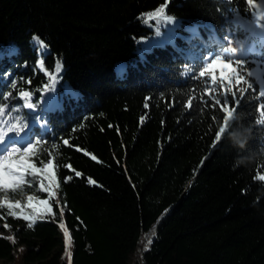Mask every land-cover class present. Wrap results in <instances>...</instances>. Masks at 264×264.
<instances>
[{
	"label": "trees",
	"instance_id": "1",
	"mask_svg": "<svg viewBox=\"0 0 264 264\" xmlns=\"http://www.w3.org/2000/svg\"><path fill=\"white\" fill-rule=\"evenodd\" d=\"M161 7L172 22L147 19ZM236 19H251L245 0H0L3 121L45 122L33 162L51 159L58 184L50 195L43 175L26 176L7 191L49 197L55 216L28 228L0 215L13 230L0 234V259L70 264L64 220L73 264H264V79L246 75L264 66V39ZM187 38L205 44L197 58ZM229 40L254 46L237 68L252 88L233 89L236 119L213 146L223 113L198 73ZM52 90L56 102L44 98ZM238 130L243 148L230 139Z\"/></svg>",
	"mask_w": 264,
	"mask_h": 264
},
{
	"label": "snow or ice",
	"instance_id": "2",
	"mask_svg": "<svg viewBox=\"0 0 264 264\" xmlns=\"http://www.w3.org/2000/svg\"><path fill=\"white\" fill-rule=\"evenodd\" d=\"M246 6L251 10V19L249 25L251 27L260 28V35L264 37V0H245ZM147 19H162L165 21L172 22L173 18L165 15L164 7L158 8L154 13L148 14ZM228 46L223 47L221 51L213 54L210 59L202 62L199 69V77L204 78L205 80V95L212 98L213 103L211 106L218 107L222 111L223 115L221 117L222 123H220L218 130L214 132V143L220 142L223 137H225L230 128L232 127V122L236 119V110L239 106V97L237 96V91L233 90L238 87L242 81L247 85L246 89H240L241 94L247 91V89L252 88V83L248 79L244 78V75L237 72V68L242 67L245 63L244 57L246 56V41L236 40L234 43L229 40ZM43 47V43L40 42ZM231 72H226L229 66L233 65ZM217 65H222V68H217ZM248 77L256 76L258 78L264 79V66H261L259 72L249 71L246 74ZM55 78L53 77V80ZM15 87V85H13ZM223 89V91H221ZM229 94L232 97V100H229ZM22 98L25 101L30 99V94L28 92L21 93ZM260 97H264V90L259 92ZM5 99L7 97L5 96ZM223 100V103H221ZM27 107H32L31 103H26ZM188 107H191V101H188ZM145 107H148L145 104ZM6 111V105L0 106V116H2ZM8 111H11L10 109ZM261 116L264 117V106H261ZM143 117L141 118V122ZM261 124H264V119L258 121ZM0 123L5 124V129H0V191L7 193L9 189L15 191L19 189L21 185L25 184L26 176L35 177L37 175H43L48 180L47 188L41 184L42 191H48L50 195L51 188L53 186H58L57 177L53 170V162L49 159L48 163L42 164L38 167L36 163L33 162L34 155L37 150V146L42 143L41 140L37 139L35 142L29 140L26 144H21L19 140L15 137L7 136V133L14 132L16 136H19L20 133L24 131L27 125L20 119H16L14 123H8L6 121H0ZM7 137V139H6ZM21 140L23 137L20 138ZM65 145L68 144V141H63ZM92 159H96L95 156ZM76 176H80V172L75 173ZM68 179H71L69 177ZM256 179L264 181V174L256 176ZM88 183L95 184L96 181L89 179ZM28 207L33 208L34 212H52V205L49 204L47 199L37 201L33 203V197L28 196ZM7 206L11 211L8 212V215H11L15 218H22L25 221H29L26 227L31 228L35 223L37 217L36 215H23L22 213L18 214L12 209L22 208V205L19 201L15 203L9 202L5 199L0 203V207ZM63 215V208H61V216ZM8 227L7 224L4 225ZM60 228L64 229V239L66 248L71 243V237L69 232L65 228L63 223H60ZM15 243L14 237H7ZM152 243L151 239L148 240V244ZM66 254L71 257V253L66 251Z\"/></svg>",
	"mask_w": 264,
	"mask_h": 264
},
{
	"label": "rangeland",
	"instance_id": "3",
	"mask_svg": "<svg viewBox=\"0 0 264 264\" xmlns=\"http://www.w3.org/2000/svg\"><path fill=\"white\" fill-rule=\"evenodd\" d=\"M236 21L238 22V24L241 27L246 28L247 30H250L252 33L261 36L260 35L261 29L260 28H255V27H251L249 25V21H245V20H241V19H236ZM187 39L189 40V39H192V38H187ZM262 39H264V37H262ZM192 40L193 41L190 42V46L191 47L187 50V56L189 58L194 59V58L198 57V51H196V48H198L197 46H199V44H201V45H205V44L203 42L200 43L199 41H196L194 39H192ZM42 43L44 45L43 47L41 46L40 42H36V44L38 45V47H37L38 51H39V53L41 55L45 54L47 52V49H48L47 46L44 44V42H42ZM253 48H254V46L252 44H249V45L247 44L245 51L247 52L248 50H252ZM41 58L43 59V57H41ZM42 59L40 60V66L42 68H44V62H43ZM216 67L219 69V68H222L223 66L222 65H217ZM58 69H59V66H57L54 70L49 71L50 72V76L52 77V79H53V77L55 78L53 81L56 84H58L59 80L61 79V77L58 74ZM260 70H261V68L259 69V71ZM226 72H229V68L226 70ZM44 98L52 99V100H54L56 102L57 101V93H56L55 90H52V91L46 93L44 95ZM29 100L31 101L30 103L32 105V107H29V108L35 110L36 109V105H35V102H34V96L32 94H30V99ZM5 114H6V111H5V113L2 116H0V121H3V117H4ZM36 127L46 128V124H45V122L37 121V122L32 123L31 126L28 129H26L25 131H23L22 133H20L19 136H12V135H9V134H7V136L15 137L17 140L20 141L21 144H26L29 140H32L34 138V136H35L34 134H35V131H36L35 128ZM4 128H5V124L4 123H0V129H4ZM21 137H23L22 140L20 139ZM6 139H7V137H6ZM46 181L48 182L47 179H46ZM51 192L53 193V195L56 193V188L54 186L51 188ZM28 196H32L33 197V203L34 204L37 201L44 200V199H47L49 201V204H51L50 198L49 197H47V198L41 197L39 192H33L31 194H24V195H19V196L12 197L8 193L2 192V191H0V203H2L5 199H7L11 203H15L16 201H19L20 204L22 205V208L12 209V210L16 211L18 214L22 213L23 215H36V217H54L55 216V211L53 209V206H52V212L51 213L39 212V211L34 212L33 208L28 207V199H27ZM9 211H11V210L8 209L7 206L0 207V215L1 216L7 215V216H10V217H13L11 215H8ZM13 218H15V217H13ZM16 219H20L22 221H25L22 218H16ZM26 222L29 223V221H26ZM62 223L65 225V228L67 229V231L69 232V235L71 237L70 230L67 227L65 221L63 220ZM5 224H7L8 227H5L4 226ZM12 232H13V230L9 226V224L6 221H3L0 218V234L11 235ZM63 233H64V229H62V235H63ZM67 250H68V252L71 253V257L69 258V256H68V261L70 262V264H73L72 260H73V255H74L75 249H74V244H73L72 239H71L70 245L67 246ZM14 255H16V252H14ZM9 263H10V261L0 259V264H9Z\"/></svg>",
	"mask_w": 264,
	"mask_h": 264
},
{
	"label": "clouds",
	"instance_id": "4",
	"mask_svg": "<svg viewBox=\"0 0 264 264\" xmlns=\"http://www.w3.org/2000/svg\"><path fill=\"white\" fill-rule=\"evenodd\" d=\"M233 144L239 148H243L246 144V135L244 131H236L230 134Z\"/></svg>",
	"mask_w": 264,
	"mask_h": 264
}]
</instances>
